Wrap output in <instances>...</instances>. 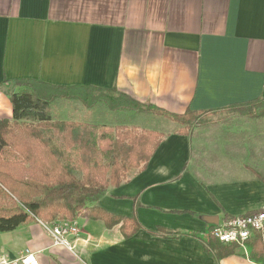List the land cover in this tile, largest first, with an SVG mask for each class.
I'll use <instances>...</instances> for the list:
<instances>
[{
    "label": "crops",
    "instance_id": "crops-1",
    "mask_svg": "<svg viewBox=\"0 0 264 264\" xmlns=\"http://www.w3.org/2000/svg\"><path fill=\"white\" fill-rule=\"evenodd\" d=\"M22 79L115 88L172 114L264 97V0H0V120H12L7 93L22 91L13 85ZM103 106L59 98L49 112L163 133L147 166L93 204L135 216L141 229L124 238L119 225L77 217L69 250L30 221L1 232L9 249L0 255L29 249L38 264H256L247 247L216 259L206 244L224 218L264 210V145L250 134L255 126L210 141L179 133L161 116ZM81 109L88 120L66 118Z\"/></svg>",
    "mask_w": 264,
    "mask_h": 264
},
{
    "label": "trees",
    "instance_id": "trees-1",
    "mask_svg": "<svg viewBox=\"0 0 264 264\" xmlns=\"http://www.w3.org/2000/svg\"><path fill=\"white\" fill-rule=\"evenodd\" d=\"M13 85L24 89L7 93L12 120H0V232L30 221L54 223L77 217L101 220L109 229L119 225L124 238L141 229L135 216L114 215L93 204L109 187L125 181L131 171L147 166L163 133L53 119L49 109L56 99L76 100L86 108L101 103L111 111L161 116L182 126L179 133L184 135H191L200 116L218 111L251 119L264 117V97L219 110L172 114L115 88L58 86L32 79L14 80ZM157 232L171 235L164 228H157ZM206 244L216 259L235 253L239 247L213 237ZM245 247L250 261L264 264V229Z\"/></svg>",
    "mask_w": 264,
    "mask_h": 264
},
{
    "label": "built area",
    "instance_id": "built-area-1",
    "mask_svg": "<svg viewBox=\"0 0 264 264\" xmlns=\"http://www.w3.org/2000/svg\"><path fill=\"white\" fill-rule=\"evenodd\" d=\"M37 222L49 233L54 244L62 245L71 250L73 245L70 238L79 235L77 222L56 221L52 223ZM264 229V210H258L243 215L228 216L222 222L210 229V236L223 244H234L245 247L246 242L257 232ZM0 264H38L37 253L25 249L17 256H1Z\"/></svg>",
    "mask_w": 264,
    "mask_h": 264
},
{
    "label": "rangeland",
    "instance_id": "rangeland-1",
    "mask_svg": "<svg viewBox=\"0 0 264 264\" xmlns=\"http://www.w3.org/2000/svg\"><path fill=\"white\" fill-rule=\"evenodd\" d=\"M104 108V106H103ZM80 111V110H79ZM75 110L66 115L68 119H89V111L88 109L82 110L80 113ZM63 115V114H62ZM251 120L252 122H250ZM245 123L248 125L255 126L256 132L250 133L251 135L257 134V138L259 139V145H264V117L251 119L246 116H240L232 111H218L216 113H210L203 116H200L195 124L192 126L193 134L198 135L200 138L209 139L210 141H217L220 138H225L229 135L248 133L245 129ZM182 127V126H181ZM233 132V133H231ZM249 134V133H248ZM76 177H80V173L78 171L73 172ZM9 244L4 239L3 235L0 232V253H8Z\"/></svg>",
    "mask_w": 264,
    "mask_h": 264
},
{
    "label": "water",
    "instance_id": "water-1",
    "mask_svg": "<svg viewBox=\"0 0 264 264\" xmlns=\"http://www.w3.org/2000/svg\"><path fill=\"white\" fill-rule=\"evenodd\" d=\"M12 257V256H11Z\"/></svg>",
    "mask_w": 264,
    "mask_h": 264
}]
</instances>
